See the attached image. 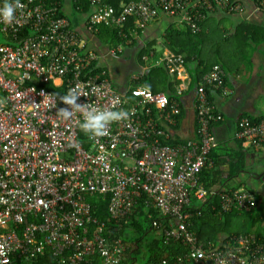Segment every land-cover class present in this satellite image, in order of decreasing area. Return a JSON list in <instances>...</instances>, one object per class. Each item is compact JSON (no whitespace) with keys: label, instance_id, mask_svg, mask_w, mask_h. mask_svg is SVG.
Listing matches in <instances>:
<instances>
[{"label":"built area","instance_id":"built-area-1","mask_svg":"<svg viewBox=\"0 0 264 264\" xmlns=\"http://www.w3.org/2000/svg\"><path fill=\"white\" fill-rule=\"evenodd\" d=\"M61 0H19L11 25L0 23V264L30 262L49 252L58 264H83L98 256L102 264H121L129 249L118 227L107 230L94 216L91 197H109L110 218L119 226L141 204L159 214L152 235L165 245L179 242L185 252L171 264H264V243L252 234L226 237L222 242L199 241L192 199L207 190L200 173L211 166L209 153L217 145L212 124L223 119L207 89H221L226 72L213 66L195 89V137L175 145L170 128L181 116L180 102L135 84L118 91L109 73L97 67L100 55L84 49L68 17L60 15ZM92 13L89 32L97 25L119 30L130 40L159 15L178 19L192 34H200L208 14H241L240 0H134L118 9L104 0H87ZM264 12V0H251ZM133 19V28L124 32ZM116 47L113 55L121 53ZM148 69L163 67L178 73L186 61L150 51L141 56ZM78 89L81 95L70 119L62 118L57 96L40 83ZM123 108L129 118L113 122L107 134L89 138L80 129L89 108ZM70 106L66 105L65 108ZM236 138L254 148L264 146V118L241 117ZM219 211L249 212L255 195L245 189L220 193ZM162 264H170L163 260Z\"/></svg>","mask_w":264,"mask_h":264},{"label":"crops","instance_id":"crops-1","mask_svg":"<svg viewBox=\"0 0 264 264\" xmlns=\"http://www.w3.org/2000/svg\"><path fill=\"white\" fill-rule=\"evenodd\" d=\"M240 1L246 7L241 14L231 15L223 12L208 14L198 38L202 43L200 58L186 62L178 73L168 72L172 87L167 93L161 92L168 96L172 95L171 98L180 102L181 117L176 126L170 128V134L175 142H183L195 137L197 127L194 107L196 87L192 85L195 65L203 61L199 69L201 73L204 70L207 73L215 65L221 66L226 72V79L221 89H207L212 105L223 117L221 121L212 125L211 131L217 143L216 152L220 155V160L229 161V155L233 156L239 150L244 152L245 169L231 182V187L239 186L237 190L245 189L252 192L256 197L257 206L253 211H234L229 212L227 217H222L228 224V228L224 233L219 234L213 243L222 242L235 232L252 234L264 243V146L254 148L236 138L239 118L247 117L258 121L264 118V12H255L251 0ZM124 3L127 2L120 0V6ZM61 11L80 34L84 49L93 50L100 55L98 68H103L108 73L110 69L112 75H118L120 70H115L114 65L128 67L130 75L121 77L117 84L112 79L115 88L120 92H126L132 76H141L149 70L142 62V58L140 59V55L143 56L152 51L155 58H160L167 53L184 57V54L177 53L170 47H175L173 44L175 41L182 45L186 43L174 39L175 36L173 43L167 39L168 33L173 30L187 32L174 17L159 15L143 29L138 30L129 41L120 45L121 53L113 55L111 51L116 47H111L107 42L100 40L97 34L89 32L86 28V20L92 13V8L87 11L75 10L72 0H63ZM215 21L217 24L229 25L223 37L219 38L226 43L223 47L219 41L207 42L209 40L207 35L214 32L212 26ZM220 168L225 172L228 171L225 165ZM220 190H223V187H213L212 193Z\"/></svg>","mask_w":264,"mask_h":264},{"label":"trees","instance_id":"trees-1","mask_svg":"<svg viewBox=\"0 0 264 264\" xmlns=\"http://www.w3.org/2000/svg\"><path fill=\"white\" fill-rule=\"evenodd\" d=\"M129 1L130 0H125V2ZM60 2L62 9L63 0ZM72 2L75 10L80 9L81 11H87L91 8L87 0H72ZM104 2L112 5L116 9L120 6V0H104ZM60 15H64L63 12H60ZM96 27L98 30V38L107 42L111 47H119L128 40V38H124L121 34H119V30L115 28L105 26L104 24H98ZM131 28H133V19H130L126 23L123 30L126 34H128ZM200 34H192L189 31L177 32L173 30L168 33L167 39L172 43L174 42V39H178L180 42H184L186 44H177V41H175L173 43L175 47H170V49L173 51L176 50L175 52L177 53L184 54L186 62L197 60V58H200L201 55L200 46L202 43L198 40ZM174 36L175 38L173 39ZM202 62L203 61H199L195 65V69L193 71L195 77H192V85L195 87L199 84L202 76L206 73L205 70L202 73L199 71ZM97 71H100V68L93 66V72ZM135 84L143 86L153 93H167L170 87H172L168 70L163 67L149 69L146 74L139 77ZM39 87L53 92L57 96L60 108H65L66 104L60 100V98L65 95L64 84L62 86L55 87L52 82H41ZM180 117H178V121ZM251 121L257 122L258 120ZM85 136L86 135L82 133L81 139H84ZM168 143L170 145H175L177 142L171 139ZM219 157L220 155L216 152L215 147L208 156V158L212 161V165L204 167L200 173V179L207 190V196L203 200H198L195 197L192 199L193 212L198 210L201 213V215L193 218V228L199 241L202 242L216 241L217 236L224 233L228 228V224L223 221L222 217H227V214L229 213H222L219 211V194L224 191L237 190L239 186L231 187V182H233L245 169L244 152H241L240 150L236 151L233 156L229 155V161H227V159L222 161ZM224 165L228 168L227 172L221 170L220 168ZM220 186L223 187V190L212 193L213 187ZM91 203L94 208V216L97 220L103 222L107 230H113L115 227H118V234L116 233V235L120 236L122 240L129 245V249L125 254L126 258L121 264H162L163 260H166L171 264L177 255H181L185 252V248L181 243L174 242L169 245H165L159 237L151 234L153 229V220H159V214L146 210L141 204L126 222H122L119 226H117V224L109 216L108 196L103 198L99 195H95L91 197ZM253 210H255V208ZM240 233L242 232H235L229 236L239 235ZM16 264H58V261L47 251L30 262H16ZM83 264H102V262L96 255Z\"/></svg>","mask_w":264,"mask_h":264},{"label":"clouds","instance_id":"clouds-1","mask_svg":"<svg viewBox=\"0 0 264 264\" xmlns=\"http://www.w3.org/2000/svg\"><path fill=\"white\" fill-rule=\"evenodd\" d=\"M19 6V0H0V23L11 25L16 18V11ZM81 95L83 94L78 89H69L60 100L70 107L60 108L57 113L64 119H70L73 115V109H79L81 105L77 103ZM4 103V100L0 99V106ZM129 116L128 111L115 106L112 109L92 107L84 111L80 129L89 138L102 137L107 134L108 126L111 123L127 119Z\"/></svg>","mask_w":264,"mask_h":264},{"label":"rangeland","instance_id":"rangeland-1","mask_svg":"<svg viewBox=\"0 0 264 264\" xmlns=\"http://www.w3.org/2000/svg\"><path fill=\"white\" fill-rule=\"evenodd\" d=\"M215 24V25H214ZM212 26V29L214 30V32L210 35H207V38L209 39L207 42H214V41H219L221 42V46L223 47L224 45H226V43H224L223 41L219 40V38L221 39L223 37V33L224 31H227V29L229 28V25L226 24V23H219L217 24V22L215 21ZM215 27V29H214ZM0 40H1V36H0ZM115 70L116 69H119L120 70V75H112L111 73V70L109 69V75L111 77V79H113V81L117 84L119 83V80L121 79V77L123 76H127V75H130V71L128 69V67H122L121 65L119 66H115ZM113 71V70H112Z\"/></svg>","mask_w":264,"mask_h":264}]
</instances>
